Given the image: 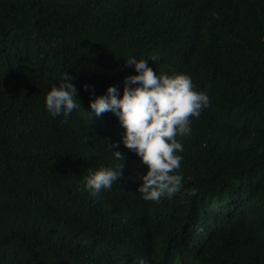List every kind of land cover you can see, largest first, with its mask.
Here are the masks:
<instances>
[{
  "label": "trees",
  "instance_id": "obj_1",
  "mask_svg": "<svg viewBox=\"0 0 264 264\" xmlns=\"http://www.w3.org/2000/svg\"><path fill=\"white\" fill-rule=\"evenodd\" d=\"M129 57L210 98L177 137L184 188L158 202L137 190L147 166L118 117L90 108L122 95ZM65 73L78 107L54 117ZM122 163L111 190L85 189ZM141 261L264 264V0H0V264Z\"/></svg>",
  "mask_w": 264,
  "mask_h": 264
},
{
  "label": "clouds",
  "instance_id": "obj_2",
  "mask_svg": "<svg viewBox=\"0 0 264 264\" xmlns=\"http://www.w3.org/2000/svg\"><path fill=\"white\" fill-rule=\"evenodd\" d=\"M155 61V58H152ZM126 66H134L136 75L124 78L122 95L116 86H109L104 95L90 101V108L97 117L106 112L114 113L125 130L124 146L134 152L146 174L139 177L138 187L142 199L158 202L162 197L171 198L184 188L183 175L179 173L183 157V145L177 137L191 135L192 118H199L201 111L210 104L208 94L194 90L192 79L186 74L168 76L150 68L145 60L126 59ZM76 77L65 73L57 87L51 86L45 98V106L52 116L63 114L65 118L77 109V89L71 82ZM83 88L94 94V88ZM80 107V104H79ZM108 141V140H107ZM111 149L118 144L110 143ZM113 151V150H112ZM117 160L124 162L119 151H113ZM124 163L115 168L101 167L84 178V187L92 195L101 190H111L123 174ZM196 189L185 191L196 195ZM140 264H144L143 261Z\"/></svg>",
  "mask_w": 264,
  "mask_h": 264
}]
</instances>
